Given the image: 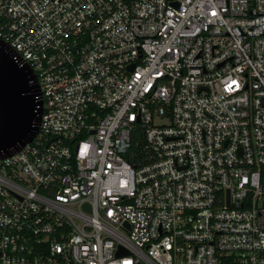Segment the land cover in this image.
<instances>
[{"label": "built area", "instance_id": "built-area-1", "mask_svg": "<svg viewBox=\"0 0 264 264\" xmlns=\"http://www.w3.org/2000/svg\"><path fill=\"white\" fill-rule=\"evenodd\" d=\"M0 37L43 104L0 264H264V0H0Z\"/></svg>", "mask_w": 264, "mask_h": 264}, {"label": "water", "instance_id": "water-1", "mask_svg": "<svg viewBox=\"0 0 264 264\" xmlns=\"http://www.w3.org/2000/svg\"><path fill=\"white\" fill-rule=\"evenodd\" d=\"M42 110L36 72L0 37V156L16 151L36 134Z\"/></svg>", "mask_w": 264, "mask_h": 264}]
</instances>
